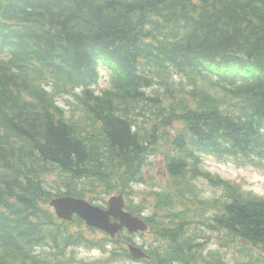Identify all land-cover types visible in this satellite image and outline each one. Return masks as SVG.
<instances>
[{
    "label": "trees",
    "instance_id": "trees-1",
    "mask_svg": "<svg viewBox=\"0 0 264 264\" xmlns=\"http://www.w3.org/2000/svg\"><path fill=\"white\" fill-rule=\"evenodd\" d=\"M158 154L171 183L137 201ZM204 156L264 167V0H0V264L76 262L84 222L51 201L112 194L170 241L162 264H228L225 248L264 262V200ZM199 177L221 196L200 198Z\"/></svg>",
    "mask_w": 264,
    "mask_h": 264
},
{
    "label": "rangeland",
    "instance_id": "rangeland-1",
    "mask_svg": "<svg viewBox=\"0 0 264 264\" xmlns=\"http://www.w3.org/2000/svg\"><path fill=\"white\" fill-rule=\"evenodd\" d=\"M110 78L111 73L105 68H101V78L99 85H97L96 89L97 91L101 92L104 89L109 88L110 86ZM62 106L65 107L66 111L69 114H73L75 117H78L80 115L79 110L77 109V100L75 97H67V99L60 98L59 99ZM202 167L204 170L210 172L212 175L220 177L226 181H232L235 183L240 184L241 178L243 176V173L240 171V169H243L244 166H238L233 161H222L214 156H204V162L202 164ZM146 170L149 172L150 175V184L148 186L139 187L138 194H136L137 201L140 199H143L145 196L148 195V193H152L154 191H162L164 188L168 187L171 183L169 174L167 172L165 158L162 154H158L156 156H153L150 160V166L146 168ZM47 181L50 183L57 184V177L54 174H51L47 177ZM196 185V194L201 198L200 193L203 192L207 186L212 187H218L221 189V192L219 196L210 197L204 200H213L215 198H218L223 193L222 187L215 185L213 182L208 180L204 177H199L198 180L194 183ZM113 196L112 195H105V197L102 199H105L106 201L109 200V198ZM97 204H103V200H95L94 201ZM154 203V199L150 197V204L152 205ZM77 230H80L79 228L72 226ZM81 231L83 232L86 239L92 241L93 243H99L103 238L104 235L100 232L91 233L90 230H88L86 227H82ZM206 235V234H203ZM206 238H209L210 242L208 243V248L212 250H217L220 248V243L217 240L216 235L213 234H207ZM134 240L137 243H145V242H152L151 234H145L144 236H137L134 238ZM93 253L91 250L83 251L78 250V254H80V261L81 264H130L128 260L118 259L113 262H108L107 259L104 261L102 260L103 257L99 255L98 257H93L91 255ZM98 253V252H96ZM222 253L224 255H227V263L228 264H238L237 261L245 264H264V262L260 261L258 262V255L256 252H254L255 256H244L241 255L237 249H230L227 250V248L222 249Z\"/></svg>",
    "mask_w": 264,
    "mask_h": 264
},
{
    "label": "water",
    "instance_id": "water-1",
    "mask_svg": "<svg viewBox=\"0 0 264 264\" xmlns=\"http://www.w3.org/2000/svg\"><path fill=\"white\" fill-rule=\"evenodd\" d=\"M58 218L71 221L77 215L85 223L93 228L110 233L113 236L123 228L130 232L146 231L147 224L140 217L124 210L125 201L123 195L113 196L108 202V208L96 206L84 199L70 196L57 197L51 201ZM112 219H114L112 221ZM133 257L140 259L145 257L142 250L131 247Z\"/></svg>",
    "mask_w": 264,
    "mask_h": 264
},
{
    "label": "flooded vegetation",
    "instance_id": "flooded-vegetation-1",
    "mask_svg": "<svg viewBox=\"0 0 264 264\" xmlns=\"http://www.w3.org/2000/svg\"><path fill=\"white\" fill-rule=\"evenodd\" d=\"M148 234L149 235L151 234V238L153 239L152 242L150 243V241H149V242H145L143 244H141V243L139 244L133 239V237L134 236L135 237L142 236L143 235L142 233H130V232H127L126 230L117 233L115 236L104 233L103 239H106L107 240L106 243L111 245L110 247L107 248V252H105L102 249V247H100L99 245L93 249H87V248H84L82 246L77 247L76 249L73 248V250L68 249V250H66L67 255L68 256L69 255H75L76 262H72V263L65 262L63 264H81V263H79L80 254H78V250H82V252L88 251V250H91L92 252H98L99 255H101L103 257V259H102L103 261H104V259H107V261H110L111 255H112L110 251L116 250L118 252H122V250H128V252H130V246H132L131 244L142 248L144 250L146 256L142 257L141 259H137V258L131 256L129 253L128 254L129 258L126 260H128L130 262V264H162V261H163L162 255L166 254L167 249L171 248L169 245L170 241L168 239H165V238L162 239L161 236L157 232H154V231H152V232L149 231ZM81 235L85 238L84 234H81ZM121 245H123V247L121 248L122 250L119 249V246H121ZM162 251H164V252H162ZM68 256L66 259L67 261L69 258ZM112 262H113V260H112ZM176 264H178V262Z\"/></svg>",
    "mask_w": 264,
    "mask_h": 264
},
{
    "label": "clouds",
    "instance_id": "clouds-1",
    "mask_svg": "<svg viewBox=\"0 0 264 264\" xmlns=\"http://www.w3.org/2000/svg\"><path fill=\"white\" fill-rule=\"evenodd\" d=\"M243 173L240 183V190L246 198L264 200V167L258 168L251 164L240 169ZM221 189L218 187L207 186L200 193L202 199L219 196ZM93 257H98L99 253H91Z\"/></svg>",
    "mask_w": 264,
    "mask_h": 264
}]
</instances>
